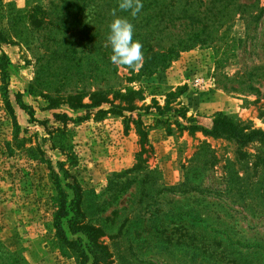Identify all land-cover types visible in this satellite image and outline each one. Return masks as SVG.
<instances>
[{"label": "rangeland", "instance_id": "rangeland-1", "mask_svg": "<svg viewBox=\"0 0 264 264\" xmlns=\"http://www.w3.org/2000/svg\"><path fill=\"white\" fill-rule=\"evenodd\" d=\"M65 1L0 0L10 63L0 74V264L7 253L18 264H83L69 243L83 236L64 220V234L55 229L57 206L74 198L67 184L100 224L108 264H264V143L175 124L210 128L222 113L264 131V0H240L219 40L151 75L105 73L101 52L73 58L83 25L102 42L113 10L132 19L118 0ZM131 115L147 130L145 161Z\"/></svg>", "mask_w": 264, "mask_h": 264}, {"label": "trees", "instance_id": "trees-1", "mask_svg": "<svg viewBox=\"0 0 264 264\" xmlns=\"http://www.w3.org/2000/svg\"><path fill=\"white\" fill-rule=\"evenodd\" d=\"M71 1H65L68 8L72 6L77 7L74 3H71L72 6H69L68 2ZM239 1L240 0H142L143 7L140 13L135 17L131 16V22L135 23L133 38L142 44V52L144 55L143 62L138 69V74L151 75L157 71L166 69L181 52L191 50L197 46H210L215 40H219L220 37L218 33L220 30L227 27L232 20L243 11L244 6L240 4ZM52 8L59 11L62 7L60 8L59 5L56 4ZM89 15L90 13L87 14L85 18ZM125 15V12L121 14V16ZM85 26L89 27L87 24ZM85 26L83 25L85 31H82L78 42H71L73 45L69 47V53L72 57L75 58L73 55H76L79 49L80 54L83 52L91 54L96 51V53L101 52L103 56H110L111 48L108 44L106 35L101 42L99 29L97 28L96 31H92V27L87 29ZM106 27L104 28L105 30L107 29L106 31L109 33V25L108 28ZM7 38L4 30L0 28V43L5 42ZM69 61L73 62L74 59H70ZM9 64L7 56L1 54L0 74L4 80L8 76L7 69ZM100 66L105 73L115 72L116 69L115 65L110 61V58L104 59ZM123 67L129 68L127 66ZM132 71L131 69L130 72ZM5 96L7 95L5 94ZM173 96L174 93H168L166 95L165 106L162 108L156 106V113L164 116L165 112L170 111L172 109L170 98ZM6 104L9 105L7 102ZM8 108L11 111L10 106H8ZM124 110H128V112L131 113L135 109L120 108V111ZM148 110H146V112H148ZM178 113L181 115L180 110H178ZM182 118L184 119L185 116H182ZM130 119L134 121L133 124L139 136L140 151L137 154V160L140 162L144 160L142 155L148 152L147 130L139 117L135 119L131 115ZM175 124L180 132L188 131L191 133L193 131H199L204 136L233 141L239 145H247L253 142L264 143L263 130L253 129L244 125L243 122L228 119V117L222 113L215 115L210 128L197 125L182 126L179 122H175ZM167 131H171L170 124L167 125ZM246 156L247 155L243 153L241 158L237 157L235 159L237 162L243 164ZM261 161L262 165H264V160ZM138 166L139 165L128 169L124 174H129L137 169ZM67 187L73 192L74 198L70 199L68 203L63 202L57 206V210L54 213L55 229L60 234H64L62 229V221L64 220L68 232L72 235L80 234L83 236L84 241L78 236L75 240L69 242L79 249V257L82 259L83 264L88 262L90 264H108L107 258L109 255H107L105 245L103 241H101L103 234L100 224L95 220H86L85 211L81 209V205L83 204L79 199L80 194L78 189L70 184H67ZM229 191L231 192L232 189ZM261 198H264V195ZM7 254L9 261L6 264L19 263L16 256L9 253Z\"/></svg>", "mask_w": 264, "mask_h": 264}, {"label": "clouds", "instance_id": "clouds-1", "mask_svg": "<svg viewBox=\"0 0 264 264\" xmlns=\"http://www.w3.org/2000/svg\"><path fill=\"white\" fill-rule=\"evenodd\" d=\"M143 7L142 0H118V8L129 11L132 17L137 16ZM109 24L107 36L111 48L110 61L117 66L136 69L141 66L144 55L142 44L134 40V24L128 17L116 16Z\"/></svg>", "mask_w": 264, "mask_h": 264}]
</instances>
